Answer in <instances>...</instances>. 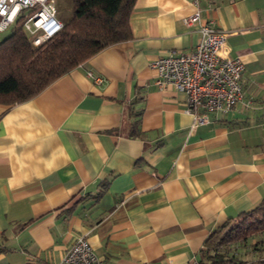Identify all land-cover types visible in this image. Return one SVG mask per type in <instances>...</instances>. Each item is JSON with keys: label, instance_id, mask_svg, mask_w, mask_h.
<instances>
[{"label": "crops", "instance_id": "0c3cea01", "mask_svg": "<svg viewBox=\"0 0 264 264\" xmlns=\"http://www.w3.org/2000/svg\"><path fill=\"white\" fill-rule=\"evenodd\" d=\"M195 1L137 0L131 38L0 103V264L58 263L83 235L106 264H199L211 232L261 203L264 0ZM207 22L244 62L243 96L193 128L152 63L192 51Z\"/></svg>", "mask_w": 264, "mask_h": 264}, {"label": "trees", "instance_id": "16d2710c", "mask_svg": "<svg viewBox=\"0 0 264 264\" xmlns=\"http://www.w3.org/2000/svg\"><path fill=\"white\" fill-rule=\"evenodd\" d=\"M136 1L73 0L62 29L38 45L20 15L0 40V103L29 100L102 49L131 38L130 16ZM259 232H264V198L254 209L210 233L199 264H245L230 246Z\"/></svg>", "mask_w": 264, "mask_h": 264}, {"label": "built area", "instance_id": "2783aa9c", "mask_svg": "<svg viewBox=\"0 0 264 264\" xmlns=\"http://www.w3.org/2000/svg\"><path fill=\"white\" fill-rule=\"evenodd\" d=\"M57 0H0V32L9 29L20 15L25 29L38 45L53 37L63 27L58 17ZM197 4V0L195 1ZM200 18L197 10L185 18L188 25ZM201 37L192 51L173 50L157 57L152 66L159 88L172 86L187 95V111L194 117L193 128L210 121L209 113L231 111L243 96L242 73L244 62L231 56L227 33L211 23L200 27ZM92 75V72H89ZM96 82L102 76L94 75ZM39 264H50L40 262ZM106 264L96 253L86 236L78 237L58 263Z\"/></svg>", "mask_w": 264, "mask_h": 264}, {"label": "rangeland", "instance_id": "374dc122", "mask_svg": "<svg viewBox=\"0 0 264 264\" xmlns=\"http://www.w3.org/2000/svg\"><path fill=\"white\" fill-rule=\"evenodd\" d=\"M72 1L73 0H57V7H58V17L63 22L65 19H68L72 12ZM10 33V29H7L6 31L0 32V40L6 37ZM29 35L32 37L33 35L29 33ZM263 236V237H262ZM255 237V236H254ZM251 237L248 241L241 242L239 244L233 243L230 246V250L232 253L238 256V258L242 259H250L253 254L251 253L252 250H250V247H259L264 249L263 245L264 242V234H261L258 236V239L261 240V243L254 242L253 238ZM256 238V237H255ZM263 238V239H262ZM257 239V238H256ZM262 244V246H261ZM251 251V252H250Z\"/></svg>", "mask_w": 264, "mask_h": 264}, {"label": "water", "instance_id": "95a60500", "mask_svg": "<svg viewBox=\"0 0 264 264\" xmlns=\"http://www.w3.org/2000/svg\"><path fill=\"white\" fill-rule=\"evenodd\" d=\"M246 264H264V261H252V262H248Z\"/></svg>", "mask_w": 264, "mask_h": 264}]
</instances>
